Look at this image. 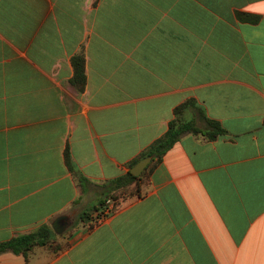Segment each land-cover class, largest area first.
I'll list each match as a JSON object with an SVG mask.
<instances>
[{
  "label": "crops",
  "instance_id": "obj_1",
  "mask_svg": "<svg viewBox=\"0 0 264 264\" xmlns=\"http://www.w3.org/2000/svg\"><path fill=\"white\" fill-rule=\"evenodd\" d=\"M187 99L224 134H182L97 218ZM60 214L67 246L0 264H264V0H0V242Z\"/></svg>",
  "mask_w": 264,
  "mask_h": 264
},
{
  "label": "trees",
  "instance_id": "obj_2",
  "mask_svg": "<svg viewBox=\"0 0 264 264\" xmlns=\"http://www.w3.org/2000/svg\"><path fill=\"white\" fill-rule=\"evenodd\" d=\"M236 14L240 19H245L242 13L237 12ZM255 18L256 16L254 15L252 19L255 20ZM71 60L73 67L71 82L74 87L78 88V90H82L85 88L84 86L86 82V60L84 52L81 50L74 54L71 57ZM195 107L198 109V111L203 110L201 106H196L193 99H187L183 103L173 108L174 117L169 120L166 131L160 137L155 139L151 145L144 148L141 153L130 162L129 166L131 167L143 156L147 155L151 157L150 162L146 164L139 175H133L131 171H128L122 175L115 176L113 179H110L103 184L105 192L108 194L106 199H110L113 202L111 212H114L119 207L121 199H123L125 196L141 195V186L147 181V176L150 169L155 165V163L162 159V156L165 154V152L169 149V147L174 145V143L182 134L189 132L197 135L201 133L209 139H213L218 135L224 134L226 131L225 128H223L221 124L214 119L205 116L207 127L202 128V126L196 124L194 119L188 118L186 115L187 110ZM64 160L68 170H70L78 185L81 187V189H83L84 183L87 181V177H85L80 172V170L77 169L67 149L64 151ZM106 199L101 200L100 207L96 208L98 212L97 218L104 214L103 210L105 208ZM89 215L90 214L88 212L83 211L80 214V217L84 218ZM95 220L96 219L90 221L89 224L91 227L96 223ZM37 246L48 247L53 252H57L60 250V248H62L63 245L60 242H56L55 233L51 226L44 223L31 229V231L18 234L9 239L7 238L4 239V241H1L0 253L5 251L12 252L14 254L22 255L23 258L27 260L28 255L32 253V249Z\"/></svg>",
  "mask_w": 264,
  "mask_h": 264
},
{
  "label": "water",
  "instance_id": "obj_3",
  "mask_svg": "<svg viewBox=\"0 0 264 264\" xmlns=\"http://www.w3.org/2000/svg\"><path fill=\"white\" fill-rule=\"evenodd\" d=\"M151 160L150 156H143L140 160H138L132 167H130V171L133 175H139L142 172V169L148 164ZM51 228L54 233L58 234L64 231L67 226H69L68 216L60 214L52 223Z\"/></svg>",
  "mask_w": 264,
  "mask_h": 264
},
{
  "label": "built area",
  "instance_id": "obj_4",
  "mask_svg": "<svg viewBox=\"0 0 264 264\" xmlns=\"http://www.w3.org/2000/svg\"><path fill=\"white\" fill-rule=\"evenodd\" d=\"M113 202L110 199L105 200V208L103 210V215L111 213Z\"/></svg>",
  "mask_w": 264,
  "mask_h": 264
},
{
  "label": "rangeland",
  "instance_id": "obj_5",
  "mask_svg": "<svg viewBox=\"0 0 264 264\" xmlns=\"http://www.w3.org/2000/svg\"><path fill=\"white\" fill-rule=\"evenodd\" d=\"M56 236V235H55ZM63 241V240H62Z\"/></svg>",
  "mask_w": 264,
  "mask_h": 264
}]
</instances>
